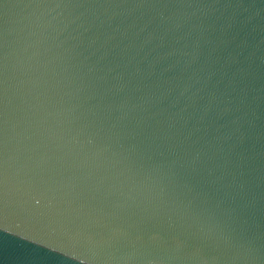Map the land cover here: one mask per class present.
<instances>
[{
    "label": "water",
    "instance_id": "water-1",
    "mask_svg": "<svg viewBox=\"0 0 264 264\" xmlns=\"http://www.w3.org/2000/svg\"><path fill=\"white\" fill-rule=\"evenodd\" d=\"M0 264H264V0H0Z\"/></svg>",
    "mask_w": 264,
    "mask_h": 264
}]
</instances>
